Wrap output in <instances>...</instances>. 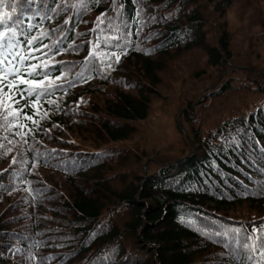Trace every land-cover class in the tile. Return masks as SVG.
<instances>
[{
  "label": "trees",
  "instance_id": "1",
  "mask_svg": "<svg viewBox=\"0 0 264 264\" xmlns=\"http://www.w3.org/2000/svg\"><path fill=\"white\" fill-rule=\"evenodd\" d=\"M16 3L13 16L32 18L17 40L35 37V51L20 53L21 79L4 92L32 120L8 126L0 108V264H264V36L244 66L223 22L232 9L248 20L264 0ZM197 51L201 70L191 59L170 66ZM224 69L230 77L208 96L221 108L198 106L192 137L179 126L188 155L151 160L145 173L144 151H114L137 136L158 90L194 78L201 96ZM132 160L142 172L123 177ZM129 242L148 258L128 253Z\"/></svg>",
  "mask_w": 264,
  "mask_h": 264
},
{
  "label": "rangeland",
  "instance_id": "2",
  "mask_svg": "<svg viewBox=\"0 0 264 264\" xmlns=\"http://www.w3.org/2000/svg\"><path fill=\"white\" fill-rule=\"evenodd\" d=\"M239 10L240 9H232L228 16L223 19V22L226 23V25L228 26V33L232 34L233 40L235 41V50L237 53L235 54V59L243 63L244 66H251L255 64L256 57L260 56L261 53V44L259 42V36H264V11H261L259 9H253L255 14H251L250 18L244 21L238 17ZM257 19L262 21L263 27H261L260 25H254V22L258 21ZM223 22L220 21L219 23L223 25ZM243 28H245V31L243 33H250V37L247 39H244L240 35L241 30ZM224 30L225 28L222 29L221 33ZM221 33L218 34L221 35ZM207 37H209L208 41L210 42L212 34H208ZM178 57H183V59L180 60L181 62H179L178 64L176 63V65L174 63L170 64V66H175L177 71L182 70L184 68L182 67L183 64L186 63V61L189 59H191L190 66H192L193 69L198 68L199 70H201L203 64L206 63V58H204L203 52L197 51L190 54H184ZM262 57H264V54L262 55ZM215 76L216 75H214V78ZM227 77L230 76L228 75V71L224 69L222 77L214 85H210L213 82V78L209 76L207 84L210 86H208L209 88L204 89L203 95L201 96L198 92L192 94L193 84L195 82L194 78L187 81V85H184L183 83H177L173 86L172 90H158V98L156 99L157 96L151 97L152 101L150 104L149 118L146 121L141 122L136 127L138 131L137 136L130 141H125L113 145L114 151H117L118 153L123 152L120 153L122 155H127L126 153H131L133 155L138 156L140 155L137 152L144 151V160L146 164L143 167V170L145 173H147L148 171V164L149 162H151V160L163 158L173 161L177 156L183 155L184 153L188 155L190 150L188 151V147L183 141V136L180 133L179 128H185L187 132L185 133V135L189 136L190 133L192 137L195 134V128L192 126L191 123H189V121L193 116L198 117L196 114L197 107L203 104V111L205 115H207V113L211 111L214 106H217L218 109L221 108L217 104L216 100L208 96L211 94V92H214V89H216ZM234 82L236 85L239 84L238 81ZM146 88L152 89L148 85H146ZM242 94H245V92H242ZM227 100V94L222 96L220 105L224 104ZM240 109H242L241 111H245L249 108L243 106ZM188 114H192V116H188ZM186 115L188 117H185ZM208 133L209 132L206 131L204 132V135ZM196 147L197 145L194 143V151ZM152 162L158 163L156 160ZM135 163L136 160H132L129 164V167L121 169V175L123 173V177L130 175L132 176L135 172L140 174L142 172V169H139V167ZM162 166L165 165L162 164ZM128 247V253H137V255L135 256L148 258V252L144 250L141 251L140 249H142V247L138 248L140 247V245H135L133 242H129Z\"/></svg>",
  "mask_w": 264,
  "mask_h": 264
},
{
  "label": "snow or ice",
  "instance_id": "3",
  "mask_svg": "<svg viewBox=\"0 0 264 264\" xmlns=\"http://www.w3.org/2000/svg\"><path fill=\"white\" fill-rule=\"evenodd\" d=\"M24 0H21L23 3ZM29 3L32 0H28ZM5 6V0H0V26H2V30H0V108L4 109L5 115L3 119L6 121L8 126H11L14 120H18L20 115H25V118L28 120H32L30 115L23 114L21 109L18 107H14L17 103L16 98L12 96L11 91L5 93L4 90H13L14 89V81L20 80L21 77L18 72L14 70V66L17 62V57L19 61L25 60V57L20 53L22 51H28L31 53L35 51L32 47L33 40L35 37L31 35L25 37V41H18L17 37L24 35V33L20 30L21 27L27 24L29 32H31V17L25 16L23 20L19 18V16H13L12 13H16L18 10V5L16 0H12L10 4V12L3 11ZM10 21L12 23H10ZM26 43L28 45L27 49H24L23 45ZM7 49V51H6ZM28 59H32L31 56ZM117 59H119L117 57ZM27 67H32V65H27ZM62 75V74H61ZM9 77H12L9 79ZM48 79L45 76V80ZM24 84L32 85L34 88L39 87L43 81H34L31 79L23 80ZM45 95H50L51 93L48 91L44 92ZM37 97H39L40 93H36ZM33 107L35 108V102H33ZM11 117V119H9ZM19 129H23L24 125H18ZM20 132H15L13 135H19ZM11 149H9L10 151ZM249 239H255L253 237H249ZM253 251L256 250L255 244L250 246ZM264 254V253H262Z\"/></svg>",
  "mask_w": 264,
  "mask_h": 264
}]
</instances>
